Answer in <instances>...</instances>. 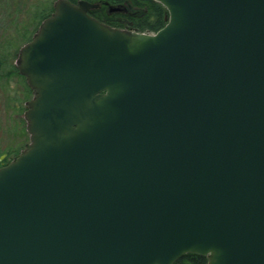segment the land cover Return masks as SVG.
<instances>
[{
  "label": "water",
  "instance_id": "95a60500",
  "mask_svg": "<svg viewBox=\"0 0 264 264\" xmlns=\"http://www.w3.org/2000/svg\"><path fill=\"white\" fill-rule=\"evenodd\" d=\"M155 1L148 33L56 0L21 46L0 264H264V0Z\"/></svg>",
  "mask_w": 264,
  "mask_h": 264
},
{
  "label": "rangeland",
  "instance_id": "374dc122",
  "mask_svg": "<svg viewBox=\"0 0 264 264\" xmlns=\"http://www.w3.org/2000/svg\"><path fill=\"white\" fill-rule=\"evenodd\" d=\"M55 1L0 0V52L7 49L13 53L11 61L14 60L17 57L16 49L24 45L23 34L31 36L34 34L35 28L31 16L36 6L54 5ZM21 82L19 77L7 79L0 72V161L3 164L13 160L30 142L29 134L24 130L26 121L21 122L26 109L25 107L22 109V105L26 106L27 101L20 102ZM15 95L17 96L14 101Z\"/></svg>",
  "mask_w": 264,
  "mask_h": 264
},
{
  "label": "trees",
  "instance_id": "16d2710c",
  "mask_svg": "<svg viewBox=\"0 0 264 264\" xmlns=\"http://www.w3.org/2000/svg\"><path fill=\"white\" fill-rule=\"evenodd\" d=\"M73 2H77L78 0H71ZM92 1V0H89ZM113 4H121L124 5L127 9L125 13H121L122 20L118 23L110 24L112 27L115 26L121 29H128L137 32H149L155 33L165 26L167 23L168 11L166 7H164L161 3L155 0H111ZM54 11V5L46 4V5H37L35 10L32 13V21L34 23V34L38 30L42 21L50 16ZM95 17H99L95 12H91ZM100 19V18H98ZM33 34V35H34ZM30 34H23L24 44L31 40L33 37ZM21 48V47H20ZM19 48L16 49V56L18 57ZM18 53V54H17ZM13 53L4 49L0 52V72L1 75L5 76L7 79H11L12 77H19L22 81V90H21V100L23 103L25 100H30L34 96V90L28 85L26 78L20 74L19 69L15 63L17 57L11 61V56ZM7 84L9 82L7 81ZM16 96L14 97V101L16 100ZM26 101V102H27ZM9 105H11L9 101ZM26 108V106L22 105V109ZM15 108V106H14ZM26 110V109H25ZM21 122L25 123V119L21 118ZM26 132V127L24 128ZM27 134V133H26ZM19 154L16 155V157ZM15 158V157H14ZM13 158V159H14ZM10 162V161H9ZM9 162L3 164L0 161V167L8 164ZM179 264H208V257L201 256L198 254H186L178 261Z\"/></svg>",
  "mask_w": 264,
  "mask_h": 264
},
{
  "label": "flooded vegetation",
  "instance_id": "af4514ba",
  "mask_svg": "<svg viewBox=\"0 0 264 264\" xmlns=\"http://www.w3.org/2000/svg\"><path fill=\"white\" fill-rule=\"evenodd\" d=\"M92 2H96L100 5L98 8L91 11V12H95V15L97 14L99 16L98 18H100L99 19L100 21H102L108 25L123 21L122 16H120V14L125 13L127 11V9L124 5H121V4L115 5L111 2V0H92ZM111 6L121 7L124 11L123 10L114 11V10H112ZM113 27H115V26H113Z\"/></svg>",
  "mask_w": 264,
  "mask_h": 264
}]
</instances>
